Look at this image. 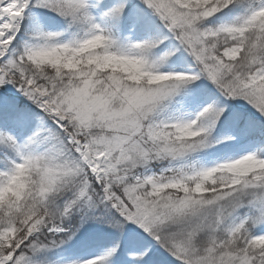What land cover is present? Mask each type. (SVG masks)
<instances>
[{
	"label": "snow or ice",
	"instance_id": "6c2138e0",
	"mask_svg": "<svg viewBox=\"0 0 264 264\" xmlns=\"http://www.w3.org/2000/svg\"><path fill=\"white\" fill-rule=\"evenodd\" d=\"M0 264H264V0H0Z\"/></svg>",
	"mask_w": 264,
	"mask_h": 264
},
{
	"label": "trees",
	"instance_id": "16d2710c",
	"mask_svg": "<svg viewBox=\"0 0 264 264\" xmlns=\"http://www.w3.org/2000/svg\"><path fill=\"white\" fill-rule=\"evenodd\" d=\"M95 231H97V230H96V229H89V231L85 233V238H87V236H88L89 234H91L92 232H95ZM106 242H107V240H100V241H97V243L94 244L92 247H93V248L98 247L99 244L106 243Z\"/></svg>",
	"mask_w": 264,
	"mask_h": 264
}]
</instances>
